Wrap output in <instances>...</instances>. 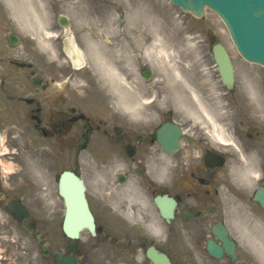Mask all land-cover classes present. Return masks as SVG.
Masks as SVG:
<instances>
[{
    "label": "flooded vegetation",
    "instance_id": "obj_1",
    "mask_svg": "<svg viewBox=\"0 0 264 264\" xmlns=\"http://www.w3.org/2000/svg\"><path fill=\"white\" fill-rule=\"evenodd\" d=\"M48 8L57 36L52 58L43 48L40 7L0 0V264H60L61 252L73 264H155L150 248L172 264H255L240 237L255 231L248 211L261 207L230 183L242 157L252 163L259 155L264 186V123L251 90L228 91L219 72H209L223 106L226 145L194 117H125L107 109L95 73L61 65L70 58L63 41L71 28L60 27L57 6ZM254 84L264 86V72ZM172 120L182 132L168 151L157 130ZM64 170L83 179L95 235L84 228L76 239L63 230ZM157 195L175 200L169 217L161 215ZM215 230L235 241L236 259ZM210 239L223 248L222 257L209 253Z\"/></svg>",
    "mask_w": 264,
    "mask_h": 264
},
{
    "label": "rangeland",
    "instance_id": "obj_2",
    "mask_svg": "<svg viewBox=\"0 0 264 264\" xmlns=\"http://www.w3.org/2000/svg\"><path fill=\"white\" fill-rule=\"evenodd\" d=\"M46 3V0H44ZM141 1V0H139ZM154 6L157 10L164 16L163 23L166 22V25H163L161 28L157 27L160 38L165 42L166 49H168L172 55H175V59L180 61L181 65L195 66L198 72H190L191 79L194 82L195 89L203 92L204 99L212 102L209 98L208 92L205 91L202 83V72H214L213 67L210 65L213 63V57L208 51L207 45L203 40L208 33H213L215 37L220 39L229 49V52L232 56L236 72H264V66L256 63L249 62L245 60L238 52L235 47L229 30L224 23V21L211 9H207V14L204 18L196 17L190 12L183 11L179 6L173 4L170 0H152ZM157 1V2H156ZM66 6L65 9L61 8L64 12H68L74 19V26L79 28L78 39L82 41L83 45L85 42L88 44V34L93 33L99 40L107 38L108 41L116 39L119 37L115 29H112L114 26L117 27V30L121 32V29L118 25L120 18L118 11L123 9L125 11V20H128L132 24V27L128 30L125 28V33L123 41L118 44L115 40L111 44L114 49V53H123L124 51L134 54H137L136 59H134V69L141 70L145 65L151 66L153 72H155L156 80L147 82L145 79L141 78L137 81L134 80V83H140L139 92L143 96H147V99H153L155 96L156 100L152 102L149 106H144L142 108V115L146 116H160L166 114L167 112L183 114L185 111L182 105L176 100L174 94L170 92L174 88L173 83L175 82L169 78V75L164 72L166 68V59L161 58V56H154L152 58H147L144 54V48L148 43L147 33L151 32L152 28L147 27L144 31H137L134 14V6L136 5V0H66L64 3ZM91 4H94L91 6ZM97 4V5H96ZM100 4L103 5L100 8ZM99 6V7H98ZM98 11V12H96ZM105 11H108L107 13ZM111 11V12H110ZM112 13V14H109ZM99 15L101 16L99 18ZM102 18V20H101ZM170 21V23H168ZM127 24H125L126 27ZM91 27V28H90ZM109 28V29H108ZM131 31L137 34L140 38L136 40L135 37L128 36L127 34ZM155 31V26H153V33ZM143 36H142V35ZM194 35L191 37L190 35ZM146 41V42H145ZM111 43V42H110ZM123 46V50H121ZM111 48V47H110ZM185 52V59L183 58L182 51ZM118 55V54H117ZM189 55V56H188ZM119 56V55H118ZM62 62H66L62 59ZM88 62H91L90 55L88 57ZM209 64V66H208ZM133 69V70H134ZM87 72V71H84ZM90 72V71H89ZM133 72V71H132ZM132 72H126L125 75L134 74ZM130 73V74H128ZM92 74V73H91ZM130 75V76H132ZM170 79V80H169ZM158 84L163 85V94L161 95L157 90H152L150 86L157 87ZM180 87V85H179ZM186 95L189 98V105L191 102L190 93L187 91ZM263 100V99H262ZM149 107V108H147ZM111 110V108H107ZM241 172H235L232 178L238 186L244 187L248 184L244 181ZM251 181V179H249ZM256 185H258L257 180H252L249 183V188L253 190ZM249 220L251 219V229H255L252 233H247L242 236L245 240V244L241 247L243 249V254H248L255 264L264 263V239L262 234H264V212L262 210H255L252 207V212L250 213ZM256 219V220H252ZM262 219V220H261ZM257 225V227H255ZM260 225L261 227H258Z\"/></svg>",
    "mask_w": 264,
    "mask_h": 264
},
{
    "label": "bare ground",
    "instance_id": "obj_3",
    "mask_svg": "<svg viewBox=\"0 0 264 264\" xmlns=\"http://www.w3.org/2000/svg\"><path fill=\"white\" fill-rule=\"evenodd\" d=\"M27 1L28 5L34 3L33 0ZM134 14V22H137L136 27L138 28V31H144L145 28L151 27L152 32L153 26H155V31L152 34L151 32L146 34H151V43L147 45L145 52L152 59L154 56H161V58L166 59V68L164 72H166V74L169 75V78L175 82V84L173 83L174 88L172 89V93L176 100L181 104L188 105L185 95L189 90L198 110L204 117H206L212 129L221 134V130L219 128L217 129V124L213 119V112L208 108L207 104L201 100L197 91L193 88V85H191L192 83H190L192 81V75L190 72H198V70L195 66L190 65L186 67L185 65H181L180 61L175 59V55H172L171 52L166 49L165 42L159 36L157 27L161 28L163 25L167 24L166 22L163 23L164 16L166 15L163 16L157 10L152 0H136ZM168 23H170V21ZM89 39V49L94 56L93 63L98 69V73L104 77L103 79L108 90L116 92L122 88L124 107L129 110L133 116H139L142 113V107L145 106V103L149 102V100L143 98L140 92L129 95L125 87V73L131 72L130 70L133 68L134 57L127 52L118 56L114 53V50L110 49L109 46H106L105 43L102 46L99 41H95L92 37ZM67 48L74 64L80 65L82 63V58L78 49L75 48L74 45H68ZM182 55L185 59L184 50L182 51ZM241 175L244 179H250L251 177L253 178L254 176H257V172L251 168L249 171H242Z\"/></svg>",
    "mask_w": 264,
    "mask_h": 264
},
{
    "label": "water",
    "instance_id": "obj_4",
    "mask_svg": "<svg viewBox=\"0 0 264 264\" xmlns=\"http://www.w3.org/2000/svg\"><path fill=\"white\" fill-rule=\"evenodd\" d=\"M178 5L182 6L185 10H191L198 16L204 15V8L206 5L213 8L219 15L226 21L234 42L237 44L239 51L247 59L257 61L264 64V0H173ZM214 56L219 64L220 72L225 80H233V66L229 59L225 48L218 44L214 47ZM149 77V73L146 74ZM162 140L165 141L166 130L160 131ZM177 129L175 138L179 136ZM167 136V135H166ZM65 182L62 183L61 189L65 193L68 210L65 219V230L71 233V225L69 213L75 211L81 213L82 217L76 219L77 231L75 236L78 235V230L82 224H86L92 229L94 228L93 216L87 207L84 195L83 185L76 178L70 175H65ZM63 181V179H62ZM70 191V196L66 194L65 190ZM75 196V199L71 197ZM255 199L264 208V188L257 190ZM75 202V207L72 203ZM163 202V200H160ZM211 252L220 254L218 249L211 242L209 243ZM156 262L158 258L154 259ZM61 264H68V259L65 257L61 259Z\"/></svg>",
    "mask_w": 264,
    "mask_h": 264
}]
</instances>
